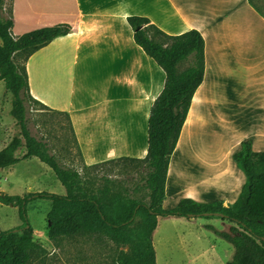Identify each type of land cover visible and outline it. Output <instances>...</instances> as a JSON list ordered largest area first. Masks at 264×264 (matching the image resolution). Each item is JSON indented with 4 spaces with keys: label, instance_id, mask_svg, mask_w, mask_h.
Here are the masks:
<instances>
[{
    "label": "crops",
    "instance_id": "crops-1",
    "mask_svg": "<svg viewBox=\"0 0 264 264\" xmlns=\"http://www.w3.org/2000/svg\"><path fill=\"white\" fill-rule=\"evenodd\" d=\"M22 8L28 19L19 18ZM13 15L16 37L58 24L72 27L24 65L32 97L68 114L86 167L148 153L151 108L165 72L137 45L128 18L146 17L169 35L198 30L205 42L204 80L171 157L162 208L183 199L225 207L237 201L246 177L233 155L244 140L229 142L221 156L207 150L205 139L201 149L194 144L207 136L214 115L221 125L222 103L233 91L239 103L256 104L249 125L264 142V13L254 0H26L23 6L13 0ZM184 147L189 153L176 160ZM50 176L59 181L53 170ZM167 219L193 218L158 217L157 229Z\"/></svg>",
    "mask_w": 264,
    "mask_h": 264
},
{
    "label": "trees",
    "instance_id": "trees-1",
    "mask_svg": "<svg viewBox=\"0 0 264 264\" xmlns=\"http://www.w3.org/2000/svg\"><path fill=\"white\" fill-rule=\"evenodd\" d=\"M8 1L0 0V81L5 83L6 91L12 95L11 115L18 131L0 149V168L35 157L54 171L66 193L36 192L23 197L0 195L1 204L19 208L23 221L22 226L0 233V264H33L34 260L46 258L48 251L35 240V229L28 217V205L37 199L51 202L46 231L49 240L84 234L106 236L118 247H128L127 251L117 252L113 264H157L153 236L158 217H218L235 223L236 226L229 232L216 231L234 247L233 259L227 264H264V151L255 152L250 140L242 141L233 155L246 176L242 192L233 205L225 207L220 201L200 203L183 199L173 209L162 208L171 157L193 97L204 80L205 42L202 34L198 30H190L180 35H169L146 17L128 18L137 45L164 70L165 85L151 108L147 156L144 159L120 158L105 163L121 160L143 167L145 177L142 189L147 193L140 200L119 194L114 197L117 203L112 207L113 199L107 200L86 189L81 173L64 165L51 153L46 139L34 136L29 127L32 104L44 105L32 97L27 68L18 65L15 59L23 55L27 60L54 39L67 36L72 27L58 24L16 37L12 32L13 0L9 14L6 11ZM186 61L189 66L180 70L181 64ZM68 119L77 143L69 116ZM20 150L26 152L17 156ZM139 215L140 220L133 226Z\"/></svg>",
    "mask_w": 264,
    "mask_h": 264
},
{
    "label": "rangeland",
    "instance_id": "rangeland-1",
    "mask_svg": "<svg viewBox=\"0 0 264 264\" xmlns=\"http://www.w3.org/2000/svg\"><path fill=\"white\" fill-rule=\"evenodd\" d=\"M254 1L264 13V0ZM19 2L23 6L26 0H19ZM11 9L12 1L9 0L6 5L8 14ZM29 16V12L22 8L19 18L23 20L28 19ZM25 60L23 55L15 59L16 63L21 66L25 64ZM188 66L189 62H183L180 70H185ZM237 94L239 96L237 91H233L224 103L221 102L223 110L220 114H223V120H221L223 123L220 121L221 125H218L219 118H215L214 115V118L208 121L211 125L207 128L209 129L207 136L201 135L198 138L194 144L196 148L204 147L203 140L205 139L207 150L212 151L215 156H221L229 142L233 143L236 139L242 138L250 140L255 151H264V142L254 136L253 128L249 125L256 104L239 103ZM11 109L12 95L6 91L5 83L0 81V149L8 144L18 131L16 121L11 115ZM216 109L217 106L212 105L209 110L215 112ZM29 117L32 134L38 138L44 137L50 145L52 154L67 167L81 173L86 189L96 192L107 200L113 199L112 207H115L117 203L114 197L119 194L122 197L134 196L133 198L138 200L146 195L147 191L142 189L145 171L137 164L121 160L95 167H86L82 164L79 147L66 114L51 111L42 105L32 104ZM25 152V150H20L17 156H22ZM184 152L189 153L187 147L182 148L175 159L179 160ZM50 171H52L51 168L35 157L10 168H0V195L23 197L36 192L60 195L61 190L65 193L63 185L53 180ZM242 173L244 174L243 171ZM50 208L51 202L43 199L34 200L28 205V217L35 229V240L48 251L44 260H34L33 264H113V258L118 251L128 250V247H118L106 236L96 234L60 238L56 241L49 240L46 231ZM140 218V215L137 216L133 226H136ZM22 225L19 208L0 203V233ZM233 226L236 224L218 217H199L191 221L183 219L162 221V226H158L153 237L158 256L157 263L227 264L233 259L234 247L216 231L229 232Z\"/></svg>",
    "mask_w": 264,
    "mask_h": 264
}]
</instances>
